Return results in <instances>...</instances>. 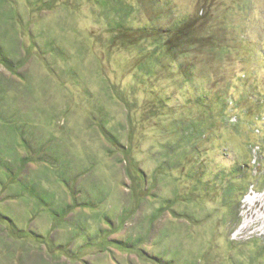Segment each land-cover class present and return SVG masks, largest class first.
Listing matches in <instances>:
<instances>
[{"label": "rangeland", "instance_id": "374dc122", "mask_svg": "<svg viewBox=\"0 0 264 264\" xmlns=\"http://www.w3.org/2000/svg\"><path fill=\"white\" fill-rule=\"evenodd\" d=\"M0 264H264V0H0Z\"/></svg>", "mask_w": 264, "mask_h": 264}, {"label": "trees", "instance_id": "16d2710c", "mask_svg": "<svg viewBox=\"0 0 264 264\" xmlns=\"http://www.w3.org/2000/svg\"><path fill=\"white\" fill-rule=\"evenodd\" d=\"M201 18V17H200ZM192 22H193V20H192ZM190 29V28H193V29H195V23L193 22L192 24H188V22H186L185 24H184V26L183 27H181V29H180V31H178V34H179V32H182L183 30H187V29ZM196 30V29H195ZM211 35H215V34H211ZM218 36V35H217ZM220 40L222 39L221 37H218ZM174 43H175V41L174 42H172V43H167V45H169L168 47L170 48V47H172L173 45H174ZM181 46V45H180ZM24 157H26V158H28L27 156H24ZM256 161H258V162H260L258 159L256 160ZM11 188H14V187H11Z\"/></svg>", "mask_w": 264, "mask_h": 264}]
</instances>
